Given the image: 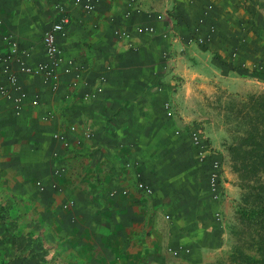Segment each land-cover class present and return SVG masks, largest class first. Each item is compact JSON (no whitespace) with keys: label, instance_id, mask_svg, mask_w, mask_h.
I'll list each match as a JSON object with an SVG mask.
<instances>
[{"label":"rangeland","instance_id":"374dc122","mask_svg":"<svg viewBox=\"0 0 264 264\" xmlns=\"http://www.w3.org/2000/svg\"><path fill=\"white\" fill-rule=\"evenodd\" d=\"M22 1V12L35 13L33 21L22 13L14 23L18 0H7L5 20L0 14V264H81V239L97 248L85 253L107 259L100 264H264V0H238L241 12L227 29L207 20L214 3L203 18L189 23L171 8L163 10L167 0H127L125 16L139 18L113 23L117 38L134 42L130 48L152 42L148 63H157L158 78L164 79L154 89L166 115L182 122L176 130L179 150L157 152L158 158L166 155L165 165L157 167L162 175L150 173L149 161L144 176L140 159L124 164L132 172L134 194L149 213V220L137 222L132 232L109 231L110 215L100 209L91 217L98 230L81 231L86 224L81 148L95 133L89 124L61 118L53 105L67 76L73 78L58 107L81 108V102L99 101L106 90L109 76L101 73L96 86L77 98L90 68L68 54L59 39L72 23L70 5L91 15L100 0L91 7L92 0H54L53 16L45 11L49 0ZM143 4H150V11ZM62 17L67 21L57 46L65 56L63 66L71 60L72 70L64 72L61 65L57 77L48 78L36 68L46 62L45 38ZM17 26L20 34L14 31ZM224 32L232 39L222 38ZM33 43L42 44L41 57L35 56ZM199 52L206 57L193 61ZM177 62L200 69L191 78L181 77L172 73ZM30 112L36 117L21 132V117ZM35 120L41 130L46 128L40 140L31 127ZM37 142L53 145L47 164L35 168V160L46 152L41 148L38 153ZM22 143L26 151L10 147ZM141 181L154 192L139 189ZM107 189L108 203L133 193L130 186Z\"/></svg>","mask_w":264,"mask_h":264},{"label":"crops","instance_id":"0c3cea01","mask_svg":"<svg viewBox=\"0 0 264 264\" xmlns=\"http://www.w3.org/2000/svg\"><path fill=\"white\" fill-rule=\"evenodd\" d=\"M52 1L54 0H49L45 4V11L53 16ZM237 2L238 0H167L163 10L171 8L174 10L171 12L173 15H179L181 20L185 19L189 23H194L200 17L203 18V13L208 5L214 3V9L207 16V20L209 22H219L223 28L227 29V24L234 23L241 12V7H236ZM8 4L7 0H0L2 20H5L4 16ZM24 4L22 0H18V5L15 4L13 8L14 23L19 21L22 13H28L22 12V7L26 6ZM126 4L127 0H100L96 11L91 15H87L78 6L69 4L72 23L69 25L67 35L59 38L61 46L68 54L74 56L79 62H84L90 68L84 75V80L79 84L77 98H80L87 89L96 86L99 74L107 73L109 76L106 90L101 94L99 101L89 104L81 102V108L58 107L59 104H64L63 94L66 92L73 76L65 78L67 85L56 96L58 99L53 100V105L59 110L58 114L61 118L78 120L84 125L89 124L95 133L93 140L81 148V215H83L86 222L85 225L81 224V231L98 230L93 223V218H91L92 214L98 209L110 215V223L107 227L109 231L125 229L132 232L137 222L149 220L147 205L143 206V203L139 202L138 196L134 194L136 189L132 185V172L126 170L124 164L129 159H140L142 170L139 171L144 176L148 171L146 168L143 169V166L149 161V164L154 167L150 173L162 175L157 167L163 166L166 155L163 154L158 158L157 152L167 149L166 153L169 154V151H172L174 154V151L177 152L180 148V136L176 135V130L182 122L166 115L163 102L158 96L159 92L154 89L156 84H160L164 79L163 75H160L161 79L158 78L157 73H160L158 64L148 63L153 51L152 42L135 49L130 48L132 47L131 44L134 45V42L129 43L114 35V22L131 21L134 18L135 14L129 17L125 16ZM142 7L145 11H150V8H152L150 4H143ZM164 7L166 8L164 9ZM28 11H30L28 13L30 16L35 14L30 9ZM146 16L142 13L140 18L147 21ZM137 18L139 17L136 16L134 19ZM33 19L31 16V21ZM16 28L14 31L20 34V28L18 26ZM230 32L232 33V31ZM221 35L224 39H232L229 32H224ZM24 45L27 44L24 43ZM30 46L33 47L35 56H42V44L33 43ZM196 55L197 58L193 59L195 62L199 58L206 57L205 52H199ZM190 59L186 58V60ZM107 65H111L112 68L107 70ZM173 66L174 71L172 73H179L178 75L185 78H191L200 69L185 66L180 62ZM35 117L36 115L31 112L21 117V132L28 129L29 120ZM36 122V120L31 122L33 123L31 127L36 129V137L40 140L43 137L41 133L46 128L42 126L41 130ZM44 133L46 137L47 134ZM52 145V143L43 145V143L37 142L36 146L40 149L38 153L41 148L45 149L46 152L41 158L35 160L36 162L33 165L35 168L47 164V150ZM6 147L7 145L4 144V149ZM10 147H14L16 151H26L29 148L27 143ZM174 149H177V151ZM149 151H154V154L149 156ZM173 154H170V157L174 160ZM146 155H148V158ZM113 186H130L131 193H133L131 196L122 198L115 203L113 201L108 203L106 201L108 199L106 190ZM91 199L94 202H91L90 205L87 204ZM87 215L91 220L88 221ZM92 247L96 248L95 245L89 246L81 239V264H84L87 260L94 264H100L103 261L106 263L107 259L98 255L97 252L95 255L85 253L86 250ZM108 260L111 261V259Z\"/></svg>","mask_w":264,"mask_h":264},{"label":"built area","instance_id":"2783aa9c","mask_svg":"<svg viewBox=\"0 0 264 264\" xmlns=\"http://www.w3.org/2000/svg\"><path fill=\"white\" fill-rule=\"evenodd\" d=\"M93 5V0L91 1L90 7ZM67 19L65 17H62L61 23H56L52 31H49L46 38H45V45H46V52H47V60L46 62H40L38 63V66L36 70L43 71L46 73V76L49 78H56L57 77V71L62 65V68L64 72H70L72 70V66L70 65L72 63L71 60L67 62L66 65L63 66L65 62V56L63 57L61 50L57 46V35L62 32L63 29V23L66 22ZM14 51H16L14 49ZM63 63V64H62ZM30 70H32V67H29ZM197 138H192L191 142H196ZM215 167H219L218 162H214ZM217 176V175H215ZM215 177H213L214 179ZM138 188L143 190L144 192L148 194H152L154 192V188L151 184L141 181L138 184Z\"/></svg>","mask_w":264,"mask_h":264},{"label":"trees","instance_id":"16d2710c","mask_svg":"<svg viewBox=\"0 0 264 264\" xmlns=\"http://www.w3.org/2000/svg\"><path fill=\"white\" fill-rule=\"evenodd\" d=\"M255 212H256V210H251V211L246 210L245 211L246 214H252V213H255Z\"/></svg>","mask_w":264,"mask_h":264}]
</instances>
